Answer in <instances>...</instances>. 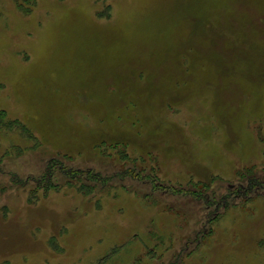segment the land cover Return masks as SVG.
Instances as JSON below:
<instances>
[{
    "label": "rangeland",
    "instance_id": "1",
    "mask_svg": "<svg viewBox=\"0 0 264 264\" xmlns=\"http://www.w3.org/2000/svg\"><path fill=\"white\" fill-rule=\"evenodd\" d=\"M25 2L0 0L28 129L0 125V264H264V0Z\"/></svg>",
    "mask_w": 264,
    "mask_h": 264
},
{
    "label": "trees",
    "instance_id": "2",
    "mask_svg": "<svg viewBox=\"0 0 264 264\" xmlns=\"http://www.w3.org/2000/svg\"><path fill=\"white\" fill-rule=\"evenodd\" d=\"M25 1L26 0H14L15 4L21 8L22 7L26 8L27 6L30 5V4L26 5L27 2H25ZM10 124H16L21 129L27 128V126L23 122H21L18 118H15V117L10 118V117H8V114H7L5 109H0V125L9 126ZM26 130H28V129H26ZM59 164H61V163L59 162ZM62 172H64L65 174H70V175H74V173H75V172L72 173V171L71 172L66 171L65 169H63ZM50 174H51V172H50ZM48 175L49 174H47L45 177L44 176L43 177L46 179V178H48ZM36 181H39V180L37 179Z\"/></svg>",
    "mask_w": 264,
    "mask_h": 264
}]
</instances>
